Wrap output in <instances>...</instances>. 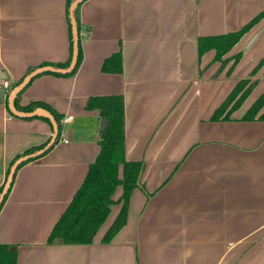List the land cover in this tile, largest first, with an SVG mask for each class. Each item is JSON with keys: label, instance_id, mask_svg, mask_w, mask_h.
Masks as SVG:
<instances>
[{"label": "crops", "instance_id": "obj_1", "mask_svg": "<svg viewBox=\"0 0 264 264\" xmlns=\"http://www.w3.org/2000/svg\"><path fill=\"white\" fill-rule=\"evenodd\" d=\"M69 0H0V188L10 164L50 143L53 126L8 108L12 85L31 71L70 59ZM264 0H85L83 61L74 75L37 76L19 99L62 115L60 141L18 170L0 211V244L17 264H264V120H244L264 94V17L224 57H200L199 39L239 31ZM122 54L121 73L104 72ZM239 62L233 67L235 57ZM31 70V71H30ZM253 89L230 117L216 110L239 82ZM122 96L125 155L144 163L124 227L103 239L122 208L120 186L92 244L48 238L99 152V110L91 97ZM67 140V142H65ZM41 150V149H40Z\"/></svg>", "mask_w": 264, "mask_h": 264}, {"label": "trees", "instance_id": "obj_2", "mask_svg": "<svg viewBox=\"0 0 264 264\" xmlns=\"http://www.w3.org/2000/svg\"><path fill=\"white\" fill-rule=\"evenodd\" d=\"M74 1L75 0L68 1V18H69L70 5ZM81 5H79V7L75 11V17L78 24L79 33L81 31V24L79 18V10ZM263 17H264V11L259 15H257L254 19H252L239 31L224 35L200 38L199 39L200 57L203 56V54L206 53L207 51L216 50L215 61H220L222 63V68H223L225 66V63L229 61V60H225L224 57L242 39V37ZM69 23H70V40H71L70 59L67 63L53 65V67L67 68L69 67L72 61L73 34H72V26H71L70 18H69ZM240 57H241L240 55L235 57L234 65L231 67L229 72H231L233 67L239 62ZM82 61H83V51H82L81 42H79V56H78V62L76 68L72 73L66 74V76L76 74ZM263 64H264V58L261 60L260 64L255 68L253 74ZM103 70L104 72L121 73L123 71L122 54L120 52L116 53L108 60H106L103 66ZM53 74L58 76H63V74H56V73ZM22 80L14 83L11 89L18 86L22 82ZM248 84H249L248 80H243L238 83V85L231 92V94L224 101V103H222V105L216 110L213 116L214 121L230 120L231 115L240 108V106L244 103V101L252 91L254 84L252 85H248ZM22 93H20L16 99V107L18 108V110L22 112H32L35 109L41 107L49 110L55 116L59 124V134L57 135L56 143H55L57 144L60 141L61 134L63 132L62 120L64 117L62 115H58L54 113L46 104L42 102H31L30 104L21 107L19 105V99ZM263 107H264V94L260 96V98L251 106V108L246 112L243 119L246 121L254 120L258 116V114L260 113ZM86 109L90 111L99 110L101 116L103 118L108 119V128L106 129L105 132H103L100 135V139H99L100 152L96 160L90 165L89 171L82 186L76 192L72 202L70 203V205L68 206V208L66 209L60 220L54 226L48 238V244H56V243H61L64 245L92 244L96 234L98 233L100 228L104 225L108 216L110 215L112 206L116 204V201L113 199V196L115 195L117 189L120 186H122L123 194L122 197L119 199L120 202L122 203V208L117 218L106 232L103 239L104 243L112 241L115 235L124 227L126 223L128 204L132 192L134 191V189L141 186V177L144 171V163L138 161H127L125 155L124 98L122 96H117V95L91 97L88 100ZM40 119H44V118H40ZM259 119L264 120V113L259 115ZM44 120L50 123L49 120L47 119ZM40 149H37L35 151H28L24 155L35 153ZM19 157L21 156H18L10 164L8 174L10 172L11 166ZM41 157L23 163L18 170H20V168L23 167L24 165L30 162H34L40 159ZM3 187L4 186L0 188V194L2 193ZM10 191L5 197L4 202L0 206V211L4 206V203L6 202L10 194ZM17 263H18V247L16 245L0 244V264H17Z\"/></svg>", "mask_w": 264, "mask_h": 264}, {"label": "water", "instance_id": "obj_3", "mask_svg": "<svg viewBox=\"0 0 264 264\" xmlns=\"http://www.w3.org/2000/svg\"><path fill=\"white\" fill-rule=\"evenodd\" d=\"M84 1L85 0H75L70 5V9H69V18L71 21L72 34H73V55H72V61L69 65V67L57 68V67H53V66H45V67L37 68V69L31 71L22 80V82L18 86L14 87L10 91V93L8 95V108L13 115H15L16 117H20V118H37V117H39V118H44V119L49 120L51 125L53 126V129H54V136H53L52 140L50 141V143L48 145H46L43 149H41L35 153H32V154L23 155V156L19 157L13 163V165L10 168V172L7 176L6 182L4 184L2 193L0 194V206L2 205L5 197L7 196V194L10 191V188L13 184L16 172L19 169V167L25 162H28L32 159H36V158L43 156L56 143V138H57V135L59 134V124H58L55 116L49 110H47L45 108H41V107L35 109L32 112H22V111L18 110V108L16 107V99L19 96V94L22 93L25 90V88L39 75H42L45 73H56V74L66 75V74L72 73L75 70L77 62H78L79 42H80V33H79L78 24H77L76 17H75V11L79 7V5H81ZM7 80H8V75L5 73V71L0 69V81L5 82ZM0 95H1V92H0ZM107 128H108V119L103 118L101 121V124H100V135L103 132H105Z\"/></svg>", "mask_w": 264, "mask_h": 264}, {"label": "built area", "instance_id": "obj_4", "mask_svg": "<svg viewBox=\"0 0 264 264\" xmlns=\"http://www.w3.org/2000/svg\"><path fill=\"white\" fill-rule=\"evenodd\" d=\"M3 87H5V88H8V82L7 81H5V82H3ZM71 119V117H67L66 119H63L62 120V123H64V122H68L69 120ZM63 135L61 134V137H62ZM65 142H67V140H65Z\"/></svg>", "mask_w": 264, "mask_h": 264}]
</instances>
